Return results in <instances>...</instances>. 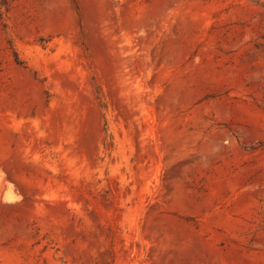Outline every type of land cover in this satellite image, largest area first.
<instances>
[{
	"label": "rangeland",
	"instance_id": "1",
	"mask_svg": "<svg viewBox=\"0 0 264 264\" xmlns=\"http://www.w3.org/2000/svg\"><path fill=\"white\" fill-rule=\"evenodd\" d=\"M0 264H264V0H0Z\"/></svg>",
	"mask_w": 264,
	"mask_h": 264
}]
</instances>
